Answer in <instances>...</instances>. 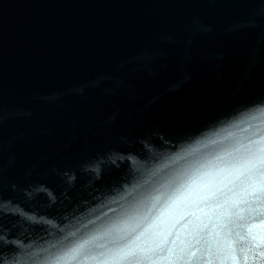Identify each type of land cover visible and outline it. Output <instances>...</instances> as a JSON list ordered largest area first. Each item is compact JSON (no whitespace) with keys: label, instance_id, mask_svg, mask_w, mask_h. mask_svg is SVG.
<instances>
[{"label":"water","instance_id":"obj_1","mask_svg":"<svg viewBox=\"0 0 264 264\" xmlns=\"http://www.w3.org/2000/svg\"><path fill=\"white\" fill-rule=\"evenodd\" d=\"M261 138L264 0H0V264H52L136 201L175 254L153 264H203L180 250L216 217L198 186L169 199L176 157Z\"/></svg>","mask_w":264,"mask_h":264},{"label":"snow or ice","instance_id":"obj_2","mask_svg":"<svg viewBox=\"0 0 264 264\" xmlns=\"http://www.w3.org/2000/svg\"><path fill=\"white\" fill-rule=\"evenodd\" d=\"M237 144L239 142L221 147L211 158L200 155L196 148L185 156L176 157V160H184V164L169 181V185L176 184L169 199L175 203L193 186H198L204 193L200 199L216 217L215 221L200 222L191 239L184 242L180 258L190 259L195 255L193 249L199 250L203 264H245L247 254L257 250L264 256V236L258 238L251 230L257 220L264 226V212L253 215L256 209L249 208L253 200L264 201V138L261 141L249 139L247 145ZM142 206L143 201H136L129 208L121 209L86 236L64 247L52 264H68L69 261L76 264L148 261L153 264L155 259L171 260L175 255L173 250L167 247L164 237L153 231V225L141 230L147 219L139 211Z\"/></svg>","mask_w":264,"mask_h":264}]
</instances>
